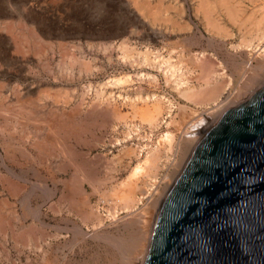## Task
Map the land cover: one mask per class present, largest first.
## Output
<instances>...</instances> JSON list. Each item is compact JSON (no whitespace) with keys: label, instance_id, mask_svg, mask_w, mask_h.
Returning <instances> with one entry per match:
<instances>
[{"label":"rangeland","instance_id":"obj_1","mask_svg":"<svg viewBox=\"0 0 264 264\" xmlns=\"http://www.w3.org/2000/svg\"><path fill=\"white\" fill-rule=\"evenodd\" d=\"M262 30L264 0H0V227L7 230L0 232V264H141L161 201L206 128L188 126L204 117L211 124L264 86ZM199 55L214 63L212 82L224 80L219 100L231 95L223 112L208 114L212 102L198 104L181 96L183 86L211 84L203 82V70L194 64ZM166 61L177 66L175 72ZM148 112L157 122L144 119ZM51 115L60 117L62 125L69 119L65 130L54 135L88 146L86 152L77 150L76 163L84 164L89 176L81 179L75 169L65 170L66 177L82 183L80 193L62 181L70 193L62 190L54 196L53 169L66 167L55 153L64 154L47 148L48 155L44 149L49 141L40 148L44 153L37 147L45 136L50 139ZM136 124L156 131L152 137L137 135L131 129ZM165 132L173 134L169 145L161 137ZM150 139L149 150L167 147L155 180L145 172L130 177L132 167L149 151L140 150ZM10 147L13 151L6 155ZM16 155L23 157L21 173L6 162L17 163ZM17 173L23 177L17 190L1 182ZM136 185L146 187V198L123 208L117 198Z\"/></svg>","mask_w":264,"mask_h":264},{"label":"water","instance_id":"obj_2","mask_svg":"<svg viewBox=\"0 0 264 264\" xmlns=\"http://www.w3.org/2000/svg\"><path fill=\"white\" fill-rule=\"evenodd\" d=\"M141 264H264V86L198 141Z\"/></svg>","mask_w":264,"mask_h":264},{"label":"bare ground","instance_id":"obj_3","mask_svg":"<svg viewBox=\"0 0 264 264\" xmlns=\"http://www.w3.org/2000/svg\"><path fill=\"white\" fill-rule=\"evenodd\" d=\"M144 1V0H143ZM226 1V0H225ZM237 1H239V0H237ZM258 1V0H257ZM207 2V1H206ZM223 2V1H222ZM251 2V1H250ZM219 3V2H218ZM229 3V2H228ZM236 3V2H235ZM234 3V4H235ZM220 4V3H219ZM224 4H227V3H225L224 2ZM237 4V3H236ZM202 5V4H201ZM205 5H207V4H205ZM205 5H203V6H205ZM228 5V4H227ZM230 5V4H229ZM228 5V6H229ZM232 5V4H231ZM260 6V5H259ZM202 7V6H201ZM214 7V6H213ZM226 7V6H225ZM225 7H224V10H225ZM232 8H231V11L233 12V5L231 6ZM205 8V7H204ZM237 9V8H236ZM223 10V9H222ZM240 11H241V9H239ZM263 10V9H262ZM156 11V10H155ZM203 11H204V9H203ZM227 11V10H226ZM230 11V12H231ZM237 10H235L234 12H236ZM239 11V12H240ZM209 12V11H208ZM207 12V10H206V13H208ZM227 12H229V10L227 11ZM229 12V13H230ZM238 12V11H237ZM237 12H236V14H237ZM251 13V12H250ZM209 14H210V12H209ZM226 15H228V13H226ZM238 15V14H237ZM247 15V14H246ZM235 16V15H234ZM231 17H233V15L231 16ZM230 17V18H231ZM214 18V17H213ZM258 18V17H257ZM160 19V18H159ZM212 19V18H211ZM232 20L234 19V18H231ZM245 19V18H244ZM210 21V20H209ZM208 22V21H207ZM206 22V23H207ZM213 22H216V20L214 21L213 20ZM209 23V22H208ZM212 23V22H211ZM211 23H210V25H211ZM262 23V22H261ZM214 24V23H213ZM218 24V23H217ZM207 25V24H206ZM215 25V24H214ZM213 25V26H214ZM259 25H260V23H259ZM262 25V24H261ZM12 26V25H11ZM219 27V26H218ZM259 27V26H258ZM9 28V27H8ZM218 29V28H217ZM221 29V28H220ZM207 30V29H206ZM214 30H215V26H214ZM210 31V30H209ZM263 31V32H262ZM262 31H260V32H262V33H264V30H262ZM33 34H35V32H32ZM214 33V32H213ZM256 33V32H255ZM259 36V35H258ZM260 36H261V33H260ZM10 37V36H9ZM33 37L36 39L37 37H36V34L35 35H33ZM257 37V36H256ZM14 38V37H13ZM258 38H260V37H258ZM15 39V38H14ZM242 40V39H241ZM259 40V39H258ZM14 41V40H13ZM247 42V41H246ZM17 43V42H16ZM249 45H250V43H249ZM261 45V44H260ZM256 46H258V45H256ZM257 48V47H256ZM256 50V49H255ZM264 50V47H262V49H261V51H263ZM260 51V50H259ZM260 51V52H261ZM65 52H66V50H65ZM257 53H258V51H256ZM262 53V52H261ZM261 53H259V54H261ZM69 54V53H68ZM200 54V53H199ZM69 56V58H70V55H68ZM72 56V55H71ZM206 56V55H205ZM203 56L202 55H199V56H197L196 57V59H194L193 61H194V64L195 65H197L199 68H201V70H203V82L205 81V83L206 84H210L209 86H207V87H202V88H200V89H193V87L192 88H190V87H187V86H183V88L180 90V92H181V96L183 97V98H186V99H189V100H192L193 102H196V103H198V104H200V103H205V104H208V103H210V102H212L213 103V106L211 107V109L210 110H208V114L210 113V112H214V111H217V110H221V112H223L224 110H226V107L228 106L227 105V102H228V100L230 99V97H231V95H229V94H226V95H223V98L221 99V100H219L220 99V95H222L223 94V89L225 88H223V84H222V82L224 81H222L221 83H220V81L218 82H212V79H214L213 78V74L214 73H216L215 72V70L213 69L214 67H213V65H214V63L212 64L211 62H207L206 60H202L203 58H202ZM139 58V57H138ZM202 58V59H201ZM79 59V58H78ZM149 59V58H148ZM162 59V58H161ZM208 59H210V58H208ZM207 59V60H208ZM165 60V59H164ZM170 60V59H169ZM209 61V60H208ZM80 62V61H79ZM79 62H77V63H79ZM152 62V61H151ZM154 62V61H153ZM161 62V61H160ZM159 62V63H160ZM163 62H165V61H163ZM196 62V63H195ZM71 63V62H70ZM156 64V63H155ZM162 64V63H161ZM166 66L170 69L169 71H171V72H175L176 71V67H175V65L174 64H172V63H170V62H167L166 61ZM151 66V65H150ZM158 66V65H157ZM163 66H165V65H163ZM165 66V67H166ZM185 66V65H184ZM159 67V66H158ZM165 67H163V68H165ZM216 69V68H215ZM218 70V69H217ZM164 71V70H163ZM166 71V70H165ZM168 72V71H167ZM183 72V71H182ZM193 72V71H192ZM196 72V71H195ZM214 72V73H213ZM165 73V72H164ZM198 73V72H197ZM197 73H196V75H197ZM199 73H202V72H199ZM166 74V73H165ZM178 73L176 72V75H177ZM185 74V73H184ZM184 74H181L180 76H182V75H184ZM220 74V73H219ZM168 76H169V73L167 74ZM174 76H175V74H173ZM199 75H201V74H199ZM219 76V75H218ZM172 77V76H171ZM180 78V77H179ZM187 78V77H186ZM219 78V77H218ZM168 79V78H167ZM185 79V78H184ZM195 79H196V77H195ZM197 79H198V77H197ZM177 80L178 81H180L178 78H177ZM182 80H183V78H182ZM181 80V81H182ZM190 80V79H189ZM118 81V80H117ZM117 81H116V83H117ZM180 81V84H183L184 82L182 81L181 82ZM186 81V80H185ZM173 82H175V81H173ZM175 84H176V86H178L177 84L178 83H176L175 82ZM185 84V83H184ZM187 85V84H186ZM180 87H181V85H179ZM175 87V86H174ZM177 89V88H176ZM180 89V88H179ZM16 96V95H15ZM219 100V101H218ZM28 101V100H27ZM218 101V102H217ZM19 104V103H18ZM32 106V105H31ZM35 106V105H34ZM40 107V106H39ZM37 108V107H36ZM77 108V107H76ZM154 113L156 114V115H158L159 113H157L158 111L160 112V106L159 105H156V106H154ZM186 106H184V105H182L181 107H180V112L182 113V114H184V113H186ZM4 110V109H3ZM12 110V109H11ZM11 110H10V112H11ZM15 110V109H14ZM113 110V109H112ZM8 111V110H7ZM40 111V110H39ZM77 111V110H76ZM103 111V110H102ZM106 111V110H105ZM2 112V111H1ZM31 112V111H30ZM110 112V111H109ZM113 112H114V110H113ZM225 112V111H224ZM223 112V113H224ZM13 113V112H12ZM35 113V112H34ZM48 113V112H47ZM62 113V112H61ZM64 113V112H63ZM149 113H151L150 115H148ZM154 113H152V112H148L147 113V118H144V119H147V121H150V123L149 124H152V122H151V120H152V116L153 115H155ZM33 113H31V115H32ZM39 114V113H38ZM53 114V113H52ZM55 114H56V112H55ZM59 114V113H58ZM70 114V113H69ZM68 114V115H69ZM219 114H221V113H219ZM41 115V114H40ZM114 115H116V118L118 117L119 119L121 118V117H123V115H119V114H114ZM204 115H206V114H204ZM222 115V114H221ZM220 115V116H221ZM11 116V115H10ZM34 116V115H33ZM54 115H51V120H49L48 121V126L49 127H47L48 128V130H49V128H50V130H52V134H51V136H50V139H46V136H45V138H43V135H40L41 137V139L42 140H40L38 143H37V147L39 148V150H41L42 152L45 150L46 151V149L48 148H50L51 149V153L53 152H55V150H56V148H55V145L56 146H59L60 145V148H62L60 151H63L65 154H67V152H68V155H70L69 154V152H70V149L68 150V151H66V145H67V143L65 144L64 143V141L61 139V137H62V135H64V134H62L61 135V137H60V135H58L59 137H57V135H54V134H58V131H60V129L62 128V129H64L65 130V125L64 124H66L67 123V121L69 120L68 118H67V121H66V123L65 122H63V125L62 124H60L59 123V120H57L58 118H60L61 116H60V114L58 115V116H60V117H58L57 115V119H55V117H53ZM66 116V115H65ZM70 116V115H69ZM145 116H146V114H145ZM219 116V117H220ZM21 117V116H20ZM37 118H38V116H36ZM47 117V116H46ZM67 117V116H66ZM72 116H70V118H71ZM105 117V116H104ZM144 117V116H143ZM208 117V116H207ZM218 117V116H217ZM218 117V118H219ZM23 118V117H22ZM54 118V119H53ZM209 118V117H208ZM218 118H216V119H214V120H211V124L209 123V124H205V120H206V118L204 117V118H202V119H198L197 121H194L195 123H192V124H190L189 126H188V128H191V129H193V130H197V129H200L203 125H206V128H204V131H202V135H204L205 133H206V131L218 120ZM25 119V118H24ZM43 119V118H42ZM63 119V117L60 119V120H62ZM123 119H124V117H123ZM143 119V120H144ZM154 119V118H153ZM32 120V119H31ZM36 120V119H35ZM44 120H45V118H44ZM79 120V119H78ZM142 120V121H143ZM155 120H156V118H155ZM155 120H152V121H154V122H157V121H155ZM210 120V119H209ZM11 121V120H10ZM62 121H64V120H62ZM71 121V120H70ZM146 121V120H145ZM146 121V122H147ZM208 121V120H207ZM19 122V121H18ZM61 122V121H60ZM83 122V121H82ZM95 122V121H94ZM78 123V122H77ZM99 123V122H98ZM19 124V123H18ZM70 124V123H69ZM79 124V123H78ZM90 124V123H89ZM154 124V123H153ZM23 125V124H22ZM72 125H73V123L72 124H70L69 126L70 127H72ZM12 126V125H11ZM67 126V125H66ZM74 126V125H73ZM75 126H77V125H75ZM7 127V126H6ZM15 127V126H14ZM17 127V126H16ZM25 127H26V125H25ZM36 127V126H35ZM43 127V126H42ZM46 127V126H45ZM64 127V128H63ZM80 127V126H79ZM132 128V130H135L136 131V134L138 135V134H148L149 135V137H152L153 136V134H154V132L156 131V130H151L149 127H147V126H141V125H139V124H136V125H132L131 126ZM156 127V126H155ZM1 128V127H0ZM84 128V127H83ZM128 128H130V126L128 127ZM40 129V128H39ZM68 129V128H67ZM74 129V128H73ZM202 129V128H201ZM200 129V130H201ZM1 130V129H0ZM17 130V129H16ZM24 130V129H23ZM31 130V129H30ZM68 130H70V129H68ZM203 130V129H202ZM13 131V130H12ZM62 131V130H61ZM2 132V131H1ZM21 132H23V131H21ZM35 132V131H34ZM67 132V131H66ZM80 132H81V130H80ZM27 133V132H26ZM29 133V132H28ZM42 133V132H41ZM47 133V132H46ZM33 134V133H32ZM59 134H60V132H59ZM185 135H186V133H184ZM24 135H25V133H24ZM30 135V134H29ZM38 135V134H37ZM36 135V136H37ZM127 135H129V134H127ZM39 136V135H38ZM37 136V137H38ZM48 136V135H47ZM36 137V138H37ZM49 137V136H48ZM161 137H163V140L164 141H166V142H168V144L167 145H169L170 143H171V141H172V139H173V134L171 133V132H165L164 134H162V136ZM24 138H26V136L24 137ZM39 138V137H38ZM64 138V137H63ZM34 139V138H33ZM60 139L62 140L61 142H60ZM38 140V139H37ZM35 141H36V139H35ZM35 141H33V142H35ZM47 141H49V143H50V146H48V145H46V143H48ZM32 142V143H33ZM54 142V143H53ZM57 142H60V144L58 145L57 144ZM163 142V141H162ZM31 143V144H32ZM48 143V144H49ZM158 143V142H157ZM164 143V142H163ZM151 144H152V140L150 139L149 141H148V144H143L144 146L141 148V152L142 153H145V152H147L148 150H149V148L151 147ZM159 145V144H158ZM35 146V145H34ZM45 146H48V147H46L45 148ZM71 146V145H70ZM160 147H155V148H151L148 152H147V154L134 166V167H132V170H131V172H130V177H134L135 176V178H137L136 176H137V174L139 175V173L141 174V175H143V173L142 172H145V173H147V175L151 178V179H154L155 180V177H156V171L158 170V168H159V163H160V161H161V159H162V155H161V153L163 154V153H165V152H163V150H165V149H167V147H166V145L165 146H161V145H159ZM36 147V146H35ZM36 147V148H37ZM65 147V148H64ZM37 148V149H38ZM40 148H42V149H44V150H42V149H40ZM64 148V149H63ZM47 149V150H48ZM49 149V150H50ZM128 149H130L129 147H128ZM48 150V151H49ZM75 150V149H74ZM194 150V149H193ZM59 151V152H60ZM134 151V150H133ZM25 152V151H24ZM47 152V151H46ZM57 152V151H56ZM127 151H125V154H127L126 153ZM193 152V151H192ZM61 153V152H60ZM122 153H124V152H122ZM136 153V152H135ZM48 154H49V152H48ZM80 154V153H79ZM129 154V153H128ZM54 155V154H53ZM55 155L57 156V154L55 153ZM167 155V154H166ZM191 156V155H190ZM42 157V156H41ZM67 157V156H66ZM45 158V157H44ZM77 158H78V156H77V154H76V157H75V164H74V168H75V170H76V177H80L81 179H82V177H86V175H88L89 173L88 172H85V167L82 165V164H79L78 162L76 163V160H77ZM163 158H165V157H163ZM190 158V157H189ZM68 159V158H67ZM168 159V158H167ZM189 160V159H188ZM165 161H168V160H165ZM62 163V162H61ZM187 163V162H186ZM66 164V163H65ZM80 165L82 166V167H80ZM186 165V164H185ZM63 166V165H62ZM84 167V168H83ZM185 167V166H184ZM80 168H82L83 169V171L84 172H81V170H80ZM64 169V168H63ZM184 169V168H183ZM77 172H79V173H77ZM86 173V174H85ZM88 173V174H87ZM89 176V175H88ZM88 176H87V178H88ZM73 177H75L74 176V174H73ZM130 177H129V179H130ZM179 177V176H178ZM80 178H79V181H81L80 180ZM73 178H71V180H72ZM133 179V178H132ZM70 180V182L72 183L73 182V180H75V179H73L72 181ZM78 180V179H77ZM177 180V179H176ZM132 182H134V180L132 181L131 180V183ZM148 182V181H147ZM81 182H78V181H76V182H73L72 184H70V185H68V186H70L69 188H73V190L76 192L78 189H77V187H79L78 185L80 184ZM129 183V182H128ZM143 183H145V184H148V183H146V182H143ZM150 183H152V182H150ZM130 184V183H129ZM73 185V186H72ZM126 185V184H125ZM153 185V184H152ZM174 185V184H173ZM130 186V185H129ZM132 186V185H131ZM139 187V188H137V187ZM136 186H133V187H128V188H131L132 189V191H131V189H130V191L129 192H127L126 194H124V195H122V194H120V195H122V196H120V197H118L117 199L118 200H120V201H122V207L123 208H125V209H129V208H132V207H134L138 202H140L141 201V199H142V197L145 195V198H146V194H147V189H145L146 187H144V186H138V185H136ZM80 187H81V185H80ZM94 187V186H93ZM69 188H68V190H69ZM127 187H126V190L128 189ZM137 188L139 191H141V193H142V195L138 198V197H135V189ZM172 188V187H171ZM70 189V190H71ZM113 189V188H112ZM80 190H81V188H80ZM97 190V189H96ZM73 191V192H74ZM71 192H72V190H71ZM74 192V193H75ZM77 192H79L80 193V191H77ZM77 192H76V194H77ZM73 193V194H74ZM83 193V192H82ZM114 193H115V191H114ZM113 193V194H114ZM117 193V192H116ZM124 193V192H123ZM73 194H71L72 195V197H74V195ZM103 194H105V193H103ZM111 195H112V193H111ZM114 197V196H113ZM164 197V196H163ZM162 197V198H163ZM70 198V197H69ZM105 198V197H104ZM113 199H115V197L113 198ZM82 200H84L83 199V197H82ZM103 200V199H102ZM106 200V199H105ZM117 200V201H118ZM164 200V199H163ZM163 200L161 201V203L163 202ZM108 201V200H107ZM110 201V200H109ZM104 202V201H103ZM119 202V201H118ZM119 204V203H118ZM160 204V203H159ZM158 204V205H159ZM83 206V205H82ZM118 206V205H117ZM137 206V205H136ZM152 206V205H151ZM160 206H161V204H160ZM152 207H154V206H152ZM157 207V206H156ZM116 208V207H115ZM111 209V208H110ZM117 209V208H116ZM112 211H113V209H112ZM85 214V213H84ZM83 214V215H84ZM95 214V213H94ZM110 214V213H109ZM90 215V214H89ZM88 215V216H89ZM155 223H156V221H155ZM154 226H155V224H154ZM153 230H154V227H153V229H152V232H153ZM7 233V232H6ZM153 234V233H152ZM150 238L152 239V237L150 236ZM150 243H151V241H150ZM116 245H118V244H116ZM125 247V246H124ZM150 247V246H149ZM121 248V247H120ZM121 250V249H120ZM123 250V249H122ZM120 255V254H119Z\"/></svg>","mask_w":264,"mask_h":264},{"label":"crops","instance_id":"obj_4","mask_svg":"<svg viewBox=\"0 0 264 264\" xmlns=\"http://www.w3.org/2000/svg\"><path fill=\"white\" fill-rule=\"evenodd\" d=\"M85 139V138H84ZM63 140H64V143L66 144L67 142V145L64 147L65 149H66V151H68L69 149H70V152H69V154L70 155H68V152H67V154H65L63 151H60L62 148H60V145L59 146H56V150H55V152L57 151V153L60 151V152H63V156H60L59 157V155H57V157L58 158H62V160H65L66 161V167H64V171H61V170H59V168H56V169H53L54 171H53V176H54V179H53V182H52V186H55L56 187V191H55V195L54 196H56V195H59L60 194V192H62V190L63 191H66V193L67 194H69L70 193V191L68 192L65 188H64V184H62L61 182L62 181H64L63 183H65V181H68L67 183H68V185H69V182H70V180H71V176H68V177H66V175H65V170H68V169H75L74 167V164H75V157H76V154H77V150L79 149V150H82L83 152L85 151H87V149H88V146L87 145H84V144H76L75 142H74V140H71L70 139V141H68V140H66V139H64L63 138ZM71 145V146H70ZM63 148V149H64ZM10 149V150H9ZM13 148L12 147H10V148H8V150H4V152H5V154L6 155H8V152H10V151H13L12 150ZM60 149V150H59ZM75 149V150H74ZM59 152V153H60ZM44 153V152H43ZM48 153V152H47ZM49 155V154H48ZM50 156H52V155H50ZM67 156V157H66ZM16 159L15 160H17V163H15V162H13V161H6L15 171L17 170V172H20L21 173V171L23 170V168H22V161H23V157H21V156H17L16 155ZM68 158V159H67ZM53 161V160H52ZM36 166H37V168L39 169V164H38V158L36 159ZM56 164H58L57 163V161H53V165H56ZM40 169H44L43 168V166L40 168ZM70 169V170H71ZM43 173V172H42ZM52 174V173H51ZM63 179V180H62ZM1 182L3 183V184H5V185H8V186H10L11 187V189L12 190H17V186L18 185H20V184H22L23 183V177H22V175H20V174H16V175H10V177H6V178H2V180H1ZM73 183V182H72ZM71 183V184H72ZM82 184V183H81ZM19 191H20V188H19ZM71 193H73V192H71ZM2 222V221H1ZM1 222H0V224H1ZM56 223V222H55ZM58 224H59V222H58ZM52 226H53V224H52ZM67 226L68 227H70L69 226V224H67ZM7 230H6V228H1L0 227V232H6Z\"/></svg>","mask_w":264,"mask_h":264}]
</instances>
